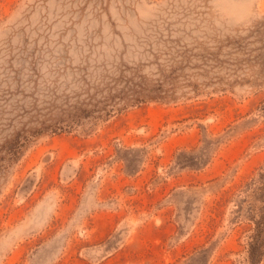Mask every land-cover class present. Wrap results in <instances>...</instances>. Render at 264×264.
Returning <instances> with one entry per match:
<instances>
[{
	"label": "rangeland",
	"instance_id": "374dc122",
	"mask_svg": "<svg viewBox=\"0 0 264 264\" xmlns=\"http://www.w3.org/2000/svg\"><path fill=\"white\" fill-rule=\"evenodd\" d=\"M202 3L0 0V264H251L264 70Z\"/></svg>",
	"mask_w": 264,
	"mask_h": 264
},
{
	"label": "trees",
	"instance_id": "16d2710c",
	"mask_svg": "<svg viewBox=\"0 0 264 264\" xmlns=\"http://www.w3.org/2000/svg\"><path fill=\"white\" fill-rule=\"evenodd\" d=\"M235 38V37H234ZM230 38L229 35H226V37L224 39H221L220 41H222L221 45L222 47L225 45H232L234 48H236V50H245L246 53L251 54L254 51H258L257 55H255L256 59H254L255 61H258L261 63V67L264 70V19H260L253 27L250 28L249 32L246 34V36H240L239 38ZM224 42V43H223ZM225 44V45H224ZM252 44V45H251ZM219 45V44H218ZM263 48V50H257V49H261ZM192 54V55H191ZM191 54L189 55V58H194L197 57V59H201L202 63H207L208 59H218L215 57L216 53L215 52H211L209 50H200V51H193L191 52ZM263 58V59H262ZM250 59V58H246ZM260 59V60H259ZM224 62H231L233 63L230 59L229 60H225ZM215 64V63H214ZM213 64V65H214ZM219 64L223 65V62L220 60ZM215 66V65H214ZM261 75V82H264V72L260 73ZM160 90H158L155 93H146V94H141L139 96H137L135 99L136 100H169L170 98H172V96H170L171 94H166V92L161 93L159 92ZM175 97V96H174ZM134 99L133 102H135L136 100ZM132 101V100H128ZM264 248V237L261 239L260 236V232H257V235H255L252 239V241L250 242V262L251 264H255L258 261L261 249Z\"/></svg>",
	"mask_w": 264,
	"mask_h": 264
},
{
	"label": "clouds",
	"instance_id": "9594fccd",
	"mask_svg": "<svg viewBox=\"0 0 264 264\" xmlns=\"http://www.w3.org/2000/svg\"><path fill=\"white\" fill-rule=\"evenodd\" d=\"M200 6L211 27L224 33L244 32L264 19L261 0H203Z\"/></svg>",
	"mask_w": 264,
	"mask_h": 264
}]
</instances>
